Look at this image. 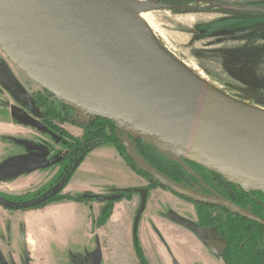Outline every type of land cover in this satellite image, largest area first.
Here are the masks:
<instances>
[{
  "label": "rangeland",
  "instance_id": "1",
  "mask_svg": "<svg viewBox=\"0 0 264 264\" xmlns=\"http://www.w3.org/2000/svg\"><path fill=\"white\" fill-rule=\"evenodd\" d=\"M150 1L158 6L145 14L142 20H145L143 23H146V29L161 48L199 73L218 93L264 109V17H250L221 6L211 7L187 0ZM215 1L264 7V0ZM173 4L179 8L171 10L163 7ZM229 18L244 21L229 30L210 32V26ZM0 71L5 76H14V81L23 88L22 97L11 95L5 98L0 95V105L6 104L11 111L9 115L0 113V121H8L14 125L29 124L32 127L26 136H17L5 149L7 154L25 158L27 168L22 171L25 178L16 183H25L27 190L22 197L7 193L8 188L0 182V200L6 203L25 199L34 201L37 197L40 199L50 194L66 181L65 168L70 166L83 148L70 137L80 139L95 119L64 107L30 81L1 49ZM35 101L46 103L47 109L54 113L55 119L50 121L57 136L48 130L39 135L36 129L39 124L36 123H39L43 108H39ZM21 109L26 112L20 115L17 112ZM99 130L110 135L125 154L136 155L139 146L137 140L124 135L114 125L99 127ZM155 150L166 159L176 161L172 155ZM62 158L66 161L61 162ZM177 163L188 174L199 176L230 200L236 197L233 189L228 188V184L220 176L193 169L185 162ZM144 174L137 175L133 172L113 145L95 144L67 182L72 188V196L85 197L86 204L93 213L89 219L86 217L88 209L81 215L74 241L70 242L73 246L69 251L59 250L54 264H87L85 256H88L92 264H140L132 243L131 230L140 203L137 190L150 189L156 183L159 185L150 173ZM165 185L149 191L137 228L138 247L147 264H223L204 245L198 233L176 222L195 223V206L177 198L170 185ZM176 185L184 187L183 182ZM12 186L13 184L8 187ZM126 193H129V198H114ZM56 195L59 197L63 194L61 192ZM110 201H113L112 210L117 204L115 216L109 217L110 220L106 221L107 224L100 232L97 230L100 227L97 219ZM197 208L210 215L222 214L213 208L202 209L196 206L195 209Z\"/></svg>",
  "mask_w": 264,
  "mask_h": 264
},
{
  "label": "water",
  "instance_id": "2",
  "mask_svg": "<svg viewBox=\"0 0 264 264\" xmlns=\"http://www.w3.org/2000/svg\"><path fill=\"white\" fill-rule=\"evenodd\" d=\"M187 1L264 15L260 6ZM0 49L64 107L108 120L124 135L172 155L179 163L196 165L243 192L264 196V123L135 46L98 0H0ZM128 156L136 168L150 173L160 186L170 185L175 194L222 204L264 227V221L231 206L220 195L206 196L171 184L137 155ZM22 167L17 160L7 174H17ZM64 183L40 199L6 207L35 206L59 193ZM147 192L137 190L134 238Z\"/></svg>",
  "mask_w": 264,
  "mask_h": 264
},
{
  "label": "crops",
  "instance_id": "3",
  "mask_svg": "<svg viewBox=\"0 0 264 264\" xmlns=\"http://www.w3.org/2000/svg\"><path fill=\"white\" fill-rule=\"evenodd\" d=\"M0 76H5V74L0 71ZM11 77L13 81L8 80L7 87L2 86L4 89L0 85V91L2 88L5 96L22 97L23 88L14 81V76ZM10 112L6 104L0 105V113L9 115ZM18 114L21 115V113ZM31 128L29 124L14 125L8 121H0V182L8 188L7 193H14L21 197L27 190V186L25 183L21 185L16 181L25 178V174L20 171L17 174L8 175L7 171L11 164L22 159L5 153V149L17 136H26ZM36 129L40 136L47 132L40 124ZM11 184H13L12 188L8 187ZM72 193L70 184L65 185L62 194L72 195ZM32 201L33 199H25L6 203L0 200V261L2 264H54L58 259L59 250L69 251L73 246L70 242L74 241V234H76L81 215L83 216L88 209L86 217L89 219L93 213L88 204L68 201L49 204L40 209L27 208L10 212L3 208V206ZM116 207L117 204L114 205L110 218L115 216ZM104 227L105 224L97 230L101 232ZM85 257L88 259L87 264H92L88 256Z\"/></svg>",
  "mask_w": 264,
  "mask_h": 264
},
{
  "label": "trees",
  "instance_id": "4",
  "mask_svg": "<svg viewBox=\"0 0 264 264\" xmlns=\"http://www.w3.org/2000/svg\"><path fill=\"white\" fill-rule=\"evenodd\" d=\"M244 15L250 17H264L258 16L254 14H249L244 12ZM244 19H236V18H229L223 20L221 22L215 23L214 25L210 26V32L222 31V30H229L235 27L238 24H241ZM36 102V101H35ZM36 105L39 108H43L42 120L45 124L46 129L57 136V131L51 126L50 119H55L54 113L50 112L47 107L46 103L43 104L42 101L36 102ZM113 124L108 120L102 119H95L93 124L88 126L83 135L80 139H74L70 137L72 141L78 144L79 147H82L81 152L76 156L78 160L75 162L73 167L70 169L66 181L64 183V187L67 184L70 176L72 175L73 171L78 167L80 162L83 158L90 152L91 148L95 144L99 143H106L113 145L119 156L123 159L126 165L137 175H145L141 170L137 169L132 160L125 154L123 148H121L111 137L110 135L104 134V132L99 130V127H104L106 125ZM139 146L137 151L135 152L138 157L143 159L147 164H149L152 169L167 179L169 182L180 184L183 181L189 183L187 178L196 179L197 176L188 174L176 161L168 160L162 155H160L154 147L149 144L142 142L141 140H137ZM193 169H197L195 165H189ZM198 179V178H197ZM200 179V178H199ZM198 179V180H199ZM202 182V180L200 179ZM63 187V189H64ZM157 187H162L157 183L151 189H155ZM234 187V186H233ZM62 189V190H63ZM61 190V191H62ZM58 193V195L61 193ZM240 192V191H239ZM54 196L51 199H48L45 202L38 203L35 206L29 207L28 209H40L46 205L68 201V202H81L87 203L85 198H80L72 195H61ZM129 198V193L121 195L120 199ZM239 200V201H238ZM236 200L238 203L237 207L242 208L245 210L250 211L253 213L252 209L249 205L251 201L246 197V195L240 193V196ZM1 205V204H0ZM113 207V201L107 203L106 207H104L97 219L98 225L101 227L103 226L106 221L109 219L111 215V210ZM202 209H209L205 205L199 206ZM5 209L6 207L3 206ZM206 211V210H205ZM212 215L208 214V212H201L197 209V218L200 223H205L207 220L211 219ZM216 217L219 220L216 223V229L221 237L224 239L226 244V253L222 256V261L224 264H264V228H261L258 224H255L253 221L244 218L238 214H218ZM140 264H143L142 258L138 255Z\"/></svg>",
  "mask_w": 264,
  "mask_h": 264
},
{
  "label": "bare ground",
  "instance_id": "5",
  "mask_svg": "<svg viewBox=\"0 0 264 264\" xmlns=\"http://www.w3.org/2000/svg\"><path fill=\"white\" fill-rule=\"evenodd\" d=\"M105 12L119 31L135 46L154 59L161 61L187 79L209 92L223 98L239 110L264 123V109L253 107L247 103L236 101L218 93L199 73L176 59L161 48L151 37L143 23L142 17L158 6L150 0H98ZM158 9V8H157ZM145 21V20H144Z\"/></svg>",
  "mask_w": 264,
  "mask_h": 264
},
{
  "label": "flooded vegetation",
  "instance_id": "6",
  "mask_svg": "<svg viewBox=\"0 0 264 264\" xmlns=\"http://www.w3.org/2000/svg\"><path fill=\"white\" fill-rule=\"evenodd\" d=\"M166 2L168 1H172V2H181V1H186V0H165ZM192 2V1H190ZM194 3V2H193ZM167 6H176V5H167ZM235 13H238V14H243L244 12H235ZM250 14V13H249ZM256 15V14H254ZM258 16H264V15H258ZM27 77V76H26ZM28 78V77H27ZM12 80V77L11 76H0V85L1 87L3 86H6L7 87V84H8V80ZM29 79V78H28ZM9 80V82H10ZM30 80V79H29ZM31 81V80H30ZM23 86L24 83H21ZM35 84V83H34ZM38 86V85H37ZM2 87V88H3ZM4 89V88H3ZM3 89H1L0 91V95H2L3 97H10V96H5L3 95ZM31 96H33V94L31 93L30 94ZM8 103V102H6ZM29 107V105H28ZM26 109V108H25ZM69 109V108H68ZM23 112H26V110H19L17 113H23ZM42 114H43V111L41 110L40 111V119H39V124L41 126H43L45 129V124L43 123L42 120ZM47 130V129H46ZM48 132V131H47ZM66 147V145H65ZM67 153V152H65ZM22 159V158H21ZM78 160V158L76 157L71 163H70V166L69 167H66L65 168V172H66V176H68V173L70 171V169L73 167V165L75 164V162ZM22 162V169H20V171H23L27 168V165H26V160L25 158L20 160ZM66 160H63V158L61 159V162H64ZM187 165H193V164H189V163H186ZM196 166V165H195ZM197 169L201 170V171H207V170H204L200 167L197 166ZM216 175V174H215ZM67 178V177H66ZM197 178L199 179L200 177L197 176ZM189 179L187 178V181H190L189 183H186V181H183V184H184V188H187V189H190L192 191H196V192H199L203 195H206V196H214V195H220L221 197H223L225 200L228 201V203L231 205V206H234L236 208L238 203H236V200H238L239 196H240V193L246 195V197L251 201V203H249L248 206L251 207L253 213H251L250 211L248 210H245L247 212H249L250 214H252L253 216L259 218L260 220L264 221V196L261 195V194H254V193H251V192H243L241 191L239 188L237 187H233V185H226L228 186V188H232L233 189V192L236 193V197H233L232 200H230L229 198H227L225 195L223 194H220L219 192L215 191L212 186L206 184L204 181H200V179ZM148 192H147V195L149 193V189H146ZM63 191V190H62ZM61 191V192H62ZM240 191V192H239ZM138 194V193H137ZM175 196H177V198H179L180 200H184L185 202L187 203H190V204H194V206H203L205 205L206 207H209V208H213V209H216L217 211H219L220 213H224V214H233V215H236L234 214L229 208L227 207H224L222 204H219V205H210V204H205V203H202V202H199V201H193L187 197H183V196H180L178 194H175ZM249 196V197H248ZM258 199V200H257ZM138 200L140 202V198H139V195H138ZM254 200V201H253ZM239 201V200H238ZM45 202V201H44ZM138 207H139V204H138ZM194 207V214H195V217H196V221L195 223L193 224H187L185 222H181V221H177L179 224H182L183 226H186L187 228H189L190 230H193L194 232L198 233V235H200V238L202 240V242L204 243V245H206L207 248L211 249L216 256H218V258L220 259V261L223 263L222 261V256L226 253V244H225V241L224 239L221 237V235L218 233L217 229H216V223L217 221L219 220V218H217L214 214L212 215L211 219L207 220V222H205L204 224L203 223H200L198 221V218H197V209H195ZM242 209V208H240ZM5 210H8V211H13L11 209H8V208H5ZM217 215V214H216ZM141 219V218H140ZM133 221H134V218H133ZM133 221H132V225H131V230L133 229ZM140 223V221H139ZM255 224H258L256 222H254ZM139 225V224H138ZM261 228H264L263 226H261L260 224H258ZM138 228V227H137ZM137 235V234H136ZM132 243H133V246H134V249H135V252H136V255H140L141 258H142V261H143V264H147L144 256H143V252L142 250L138 247V243H137V237L134 238L133 236V232H132ZM139 257V256H138ZM224 264V263H223Z\"/></svg>",
  "mask_w": 264,
  "mask_h": 264
}]
</instances>
